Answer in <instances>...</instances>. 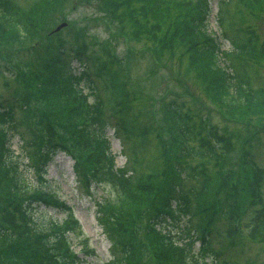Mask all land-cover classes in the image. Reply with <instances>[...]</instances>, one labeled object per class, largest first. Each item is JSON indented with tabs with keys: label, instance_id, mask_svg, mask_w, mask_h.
Segmentation results:
<instances>
[{
	"label": "trees",
	"instance_id": "obj_1",
	"mask_svg": "<svg viewBox=\"0 0 264 264\" xmlns=\"http://www.w3.org/2000/svg\"><path fill=\"white\" fill-rule=\"evenodd\" d=\"M113 1L120 7L124 6L123 18L131 20L138 31L146 28L159 49L176 45L184 49L207 83L210 99L222 113L235 120L245 117L253 122H256V116L264 117V84L253 86L239 61L250 49V43L247 39L232 38L233 47L222 48L219 36L209 29L208 0H197L188 17H175L174 22L170 18L171 5L184 6L183 0ZM49 2L31 0L18 4L15 0H0V44L26 43L38 31ZM134 2L147 13H156L157 18L167 22L163 33L160 24L142 22L141 17L133 13L135 8L129 6ZM141 15L144 17L145 14ZM73 60L78 62L77 67L72 65ZM22 73L29 77L24 84L26 91L0 98V208L3 209L1 213L7 211L4 215L8 217L0 221V264H77L82 260L67 244V235L59 230L57 221L43 216L36 222L22 209V205L30 206L37 201L52 207L62 206L63 202L37 188L17 157L24 154L31 166L38 168L44 157L58 149L67 150V146L77 156L73 169L79 180L86 170H101L95 175L99 179L107 178L112 185L118 184L123 196L120 203L129 205L130 214L125 220L121 218L122 210L113 205L97 211V222L110 247L120 248L126 242L124 251L122 246V251L113 252L115 264H138L141 261L129 256L135 255L138 249L134 241L140 233L136 229L141 225L140 221L148 227L147 259L159 260L158 264H168L170 258L169 264L174 261V264H241L237 259L220 258L214 250L215 243H218L214 237L222 234L213 227L211 218L221 212L222 217L230 219L229 233H238L241 209L230 195L233 196L235 186L244 185L245 181L244 190L247 188L252 202L258 204L262 200L261 175L254 173L251 167L253 157L246 152V147L239 153L229 154L224 137L213 129L210 131L214 140L201 137L196 142L183 101L171 99L165 105V115L181 139L170 138L167 141L166 158L169 160L172 155V161H168L161 174L162 179L138 175L129 165L136 159V141L143 133L135 117L128 112L131 106L129 96L124 83L118 80L119 70L112 66L111 60L70 47L65 55L56 52L39 70ZM73 82L76 87L82 82L93 98L87 111L81 107ZM31 97L34 98V109L43 105L37 106L42 108L39 117L35 111L37 108L32 111L27 103ZM88 115L96 125L83 128L81 126ZM4 122H8L17 134L18 156L13 153L9 139L5 141ZM109 124L120 137L124 153L126 151V162L121 167H114L113 156L104 150L107 141L102 133ZM190 140L194 141V146ZM249 142L246 139L245 144ZM191 156L213 159L217 170L223 166L226 168L230 162L227 160L238 161L243 170L241 183L227 188L223 182L217 183L212 179L208 167L198 164L191 166L187 163V171L184 163ZM182 170L186 172L185 176ZM20 212L23 220L15 221L13 213ZM64 218L68 229L79 234V226L70 217V212ZM176 219L181 223L176 224ZM166 223H175L178 231L188 237L187 241H174L171 231L160 227ZM196 239L200 244L194 253ZM198 255L203 259L210 256L211 259L199 263ZM185 257H189L188 260L185 261Z\"/></svg>",
	"mask_w": 264,
	"mask_h": 264
},
{
	"label": "rangeland",
	"instance_id": "obj_2",
	"mask_svg": "<svg viewBox=\"0 0 264 264\" xmlns=\"http://www.w3.org/2000/svg\"><path fill=\"white\" fill-rule=\"evenodd\" d=\"M15 1L18 4L22 1L21 4H26L31 0ZM113 2V0H50L38 31L26 43L0 44V98L25 92L24 84L29 77L22 73L24 67L30 72L39 70L61 46L66 49L79 48L88 54L107 57L111 60L112 66L119 70L118 80L124 83L129 96L128 101L131 103L128 112L135 117L143 133L136 141V159L129 166L138 175H148L156 179H162L163 170L173 158L172 155L169 160L166 158L167 141L170 138L181 140L178 130L175 127L173 129L165 115V105L171 99L183 101L187 121L195 133L196 142L200 141L201 137L214 140L210 129L217 130L215 133L223 136L227 142L229 154L239 153L241 148H247L246 152L252 154L261 175L262 200H259L256 206L250 204L248 190L247 188L244 190L247 181L244 185L235 186L233 196L230 195L241 209L238 233H229L230 219L222 217L221 212L212 216L213 227L221 231L220 235L222 234L220 237H214L218 242L215 243L214 250L220 258L237 259L241 264H264V117L256 116V122H253L245 117L235 120L222 113L210 99L207 83L184 49L179 45L159 49L158 44H154L147 34L146 28L138 31L131 20L123 18L124 6L120 7ZM119 2L121 1L117 3ZM196 2L197 0H183L184 6L173 3L170 8L172 21L174 22L175 17H188ZM208 3L211 7L208 24L212 30L219 33L222 48H232V38L247 39L250 49L239 61L243 64L253 86L264 84V0H208ZM129 7L135 8L133 13L139 15L142 22L158 23L162 33L164 32L167 22L157 18L156 13H147L136 2L130 3ZM141 14H145L144 17ZM61 22H66V25L49 34ZM88 26L90 29L85 32L84 29ZM85 90L87 91L86 87ZM32 99L34 98L27 100V103L33 111ZM90 99L92 101V97ZM41 109L35 110L38 113L37 117L40 116ZM104 129L109 136L111 150L116 155L115 164L121 167L126 161L125 148L119 144L112 124L106 125ZM246 139L250 140L249 144H245ZM12 142L14 153H18L16 136ZM190 142L194 146V141ZM224 152L226 153V150ZM17 159L28 177L33 178L31 163L22 155ZM227 162L229 163L226 168L223 166L221 170H217L213 159L202 160L191 156L184 163V169L188 171L189 164L208 167L212 179L217 183L223 182L228 188L241 183L243 170L238 166V161L233 159ZM74 163L75 158L72 155L59 150L46 164L42 181L46 182V185L42 186L54 190V193L65 199L80 220L83 233L71 234L73 239L71 241L74 246L76 245L75 249L81 246L88 252L81 264H115L113 252L122 251V246L126 242L120 248L110 247L106 234L97 222V211L113 205L122 210L121 218L125 220L126 215L130 214L129 205L123 206L120 203L123 196L118 190V184L108 183L107 178L103 180L104 190L102 187L88 189L86 180L89 179L90 171L85 168L86 172L79 180L73 170ZM182 171L185 176L186 172ZM33 182L38 183L36 178ZM214 202L216 203V199ZM22 209L30 214L23 205ZM2 211L0 208V221L7 220L8 217L4 215L7 211L1 213ZM33 211L37 218L42 213L44 216L43 206L39 210L35 204L31 209L32 214ZM13 215L15 221L23 220L21 212ZM46 215L53 216L54 220L61 222L65 214L46 209ZM140 224L136 227L140 231L139 236L134 241L138 249L135 250V255L129 256L140 259L138 264H158L159 260L147 259L150 243L146 237L148 227L143 221H140ZM163 227L175 231L176 224L166 223ZM172 238L180 242L177 234H172ZM185 238L182 237L184 241ZM199 241L197 239L194 244V253ZM123 247L124 251L126 246ZM188 258L185 257V261ZM210 259V256L205 259L199 256L197 262H204L203 260L208 262ZM170 262L171 258L167 263Z\"/></svg>",
	"mask_w": 264,
	"mask_h": 264
},
{
	"label": "water",
	"instance_id": "obj_3",
	"mask_svg": "<svg viewBox=\"0 0 264 264\" xmlns=\"http://www.w3.org/2000/svg\"><path fill=\"white\" fill-rule=\"evenodd\" d=\"M63 25H64V23L58 25V26L56 27V29L60 28V27L63 26Z\"/></svg>",
	"mask_w": 264,
	"mask_h": 264
}]
</instances>
